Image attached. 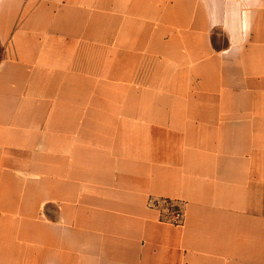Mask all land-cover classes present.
I'll return each instance as SVG.
<instances>
[{
    "label": "crops",
    "instance_id": "crops-1",
    "mask_svg": "<svg viewBox=\"0 0 264 264\" xmlns=\"http://www.w3.org/2000/svg\"><path fill=\"white\" fill-rule=\"evenodd\" d=\"M0 264H264V0H0Z\"/></svg>",
    "mask_w": 264,
    "mask_h": 264
},
{
    "label": "rangeland",
    "instance_id": "rangeland-1",
    "mask_svg": "<svg viewBox=\"0 0 264 264\" xmlns=\"http://www.w3.org/2000/svg\"><path fill=\"white\" fill-rule=\"evenodd\" d=\"M159 205L162 208L165 217L176 221L181 220L182 205L180 203L174 201H161Z\"/></svg>",
    "mask_w": 264,
    "mask_h": 264
},
{
    "label": "trees",
    "instance_id": "trees-1",
    "mask_svg": "<svg viewBox=\"0 0 264 264\" xmlns=\"http://www.w3.org/2000/svg\"><path fill=\"white\" fill-rule=\"evenodd\" d=\"M167 201H170V200H167Z\"/></svg>",
    "mask_w": 264,
    "mask_h": 264
}]
</instances>
